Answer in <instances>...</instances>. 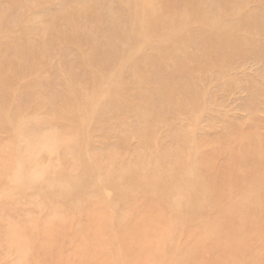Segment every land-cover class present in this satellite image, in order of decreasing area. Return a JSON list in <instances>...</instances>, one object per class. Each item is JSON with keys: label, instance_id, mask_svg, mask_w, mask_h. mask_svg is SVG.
<instances>
[{"label": "rangeland", "instance_id": "rangeland-1", "mask_svg": "<svg viewBox=\"0 0 264 264\" xmlns=\"http://www.w3.org/2000/svg\"><path fill=\"white\" fill-rule=\"evenodd\" d=\"M135 1L0 0V264H80L84 256L96 264H231L219 260L223 247L196 250L194 241L226 215L228 196L246 194L250 207V189L231 188L217 208L188 216L162 184L170 172L161 156L171 157L175 181L189 175L209 186L230 162L222 151L211 155L219 140L243 150L236 134L263 160L232 163L233 176L252 172L264 184V0ZM150 6L144 37L137 13ZM194 11L212 21L201 31L220 56L169 29L177 14ZM102 41L118 50L105 56ZM178 48L209 57L185 61L183 71ZM162 55L164 75L182 79L197 101L158 95L149 81L159 73L148 66ZM174 82L168 87L182 83ZM256 225L255 239L246 234L247 259L235 264H264V227Z\"/></svg>", "mask_w": 264, "mask_h": 264}, {"label": "bare ground", "instance_id": "bare-ground-1", "mask_svg": "<svg viewBox=\"0 0 264 264\" xmlns=\"http://www.w3.org/2000/svg\"><path fill=\"white\" fill-rule=\"evenodd\" d=\"M144 1L145 0H137L135 1V4L136 6L138 4L142 5L144 4ZM181 1L182 0H177L176 3L177 6L178 4H180ZM233 1L235 2V0ZM235 4H239V3L235 2ZM175 12L178 13V10H176ZM203 13L205 12L194 11L190 14L191 17H189V19L184 17L182 14H177L179 16L175 15L176 17L174 16L175 17L174 20H179L178 24L176 25L175 28H171L170 25L169 29H175L173 31L181 32L184 35L185 39L189 41L188 43H195L196 41L198 42L201 41L204 44V42L207 41L208 45H210L212 41L206 39L207 35L205 32L207 30L201 31V29L202 28L212 29L211 25L213 23L212 21L209 20L206 21L207 18L204 16ZM151 14L154 15V8L152 6L146 8L144 13H137V19L141 20L140 23L137 24L138 29H140V32L138 33L143 34L144 37H150L148 31H150L151 29H149L148 25H146L145 23L147 22V16H150ZM161 17L157 19L156 24L163 21ZM190 19L195 20V23L199 25L198 29L196 27L194 28L192 23H189ZM181 20H188L189 24H181L180 23ZM168 23L169 22H167V24ZM219 31L220 30H218V32ZM115 32H117V30ZM87 33H88L87 30H85L84 35L88 36ZM110 36L115 37L117 36V34L110 33ZM101 44L102 45H99L98 48L101 49L104 53H106L105 56H108V54L114 50H118V48H112L111 43H110L111 46L105 44L103 41L101 42ZM42 45L49 47V45H45V44ZM217 47L218 46L216 41L213 40L212 45L208 47V51L210 52L211 57L220 56V54L214 53L217 50ZM208 51L206 49L205 55L203 53L201 55L190 58L187 56H183L181 54L182 49L178 48V50L176 49V54L174 55L175 57L174 61L178 64L179 69L184 71L183 68L185 61L199 60L201 62L203 60V57H209ZM158 61H159L158 64L148 66V67H154L156 71H158L159 73L157 74L156 77V79L159 77L157 80L153 79L149 81L151 82L150 84L153 85L158 90V95L160 97H164L168 99H171L169 96H172L174 98L176 95H180L179 97H181V95H183L184 97H188L190 95L193 97L195 101H197L195 99L196 94L193 95L194 90H190L188 92V86L186 85V83L182 81V79L178 78L177 76H172L168 74L164 75L165 66L163 65V55L158 58ZM175 80H178V82H182V83L180 85L173 84L168 87L169 85L168 82L170 81L174 82ZM173 130H174L173 133L174 137L182 141V133H180L176 129ZM232 140L237 143H241L243 146V150L242 151L236 150V152H234L231 150L233 148L232 145L226 144L222 139L219 140L220 142L222 141L220 143V146L217 147V149L220 148V150L216 149L211 155L217 157L216 152L222 151L228 158V161L230 162H227L223 168L220 167L216 169L214 173L212 172V174H210L209 186L202 184L200 181H198V179H195L197 177L192 178V176L189 175H186L181 182L175 181L173 179V177H176V173L173 169L174 167H170L169 165H167L171 163V157L169 155L161 156L164 164L162 162L161 163L166 168H168L166 172L167 173L170 172V175L167 178L162 179L163 186L166 189L171 190L172 193L175 194L176 197L172 199L173 203L177 206V209H179L181 212H185L186 215L188 216L198 214L197 211L199 208H204V211H201L204 213H206L205 211L207 207L217 208L220 205L221 201L225 199L229 193H232L231 188L233 189L235 188L234 191H238V192L241 190L244 191L246 189H250L248 190V194L250 195V201L252 202V205L250 207L246 208L244 206L245 196L248 198L246 194L239 195L237 197L228 196L226 200H229L231 203L228 207L229 209L227 210L226 215L223 218L215 219L212 222L211 227L209 226L203 228L199 236V239L197 238V240L194 241L196 250H201V248H205L210 245L212 246L213 244L214 247H216L215 249H217V246L218 247L221 246V249L220 247L219 249L222 250L223 247L226 254L224 255L222 252V254H220L221 257L219 258V260H225L227 262H231V264H235L236 262H239V258H238L239 256L242 259L245 257L247 259V255H246L247 253L241 256L242 252H244L247 249V246L250 243L249 238L246 234L247 233L249 235L250 233L255 234L256 236H254V238L252 237L253 239H255V237L258 236L259 231L254 225L258 223L259 226L256 225L258 226V229L260 226L264 227V200L259 201L258 199L260 190H263L261 187L264 184L261 178H259L260 176H256L252 172L247 174L245 178H241L239 176L238 177L233 176L232 174L233 169L231 168H233L234 165L232 163H236L238 161L239 163L246 162L249 164L255 161L261 162L263 159H261L260 152L255 150L253 147H247L249 144H252V142H250L247 137H241L239 135L236 136L235 134L232 136ZM243 141H246L247 144L245 145ZM154 159L156 160L155 157ZM177 163H179L180 166L183 163V161L182 160L177 161ZM141 166H144V164H141ZM212 166L213 165L207 167L206 169H210L212 168ZM131 170L138 171L136 169H131ZM152 174H154V172ZM160 175L161 174H156L154 176L159 177ZM229 175H232L231 179L229 178ZM250 178H251L250 181L251 185H249L248 183ZM158 186L163 188L162 185H155V189H157ZM206 186H208V188H206ZM236 186H240V187L236 188ZM46 231L50 234L52 232V230L49 227L46 228ZM143 241L144 244L142 246H147L150 244V241L147 237H144V239H142V242ZM78 261L80 262V264L92 263L86 256H84L82 259H79ZM92 264H96V263L94 262Z\"/></svg>", "mask_w": 264, "mask_h": 264}]
</instances>
